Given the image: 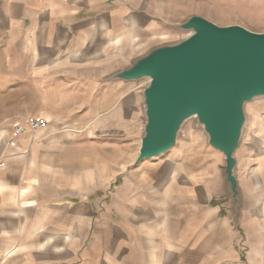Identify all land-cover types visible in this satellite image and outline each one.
Here are the masks:
<instances>
[{
  "label": "crops",
  "instance_id": "0c3cea01",
  "mask_svg": "<svg viewBox=\"0 0 264 264\" xmlns=\"http://www.w3.org/2000/svg\"><path fill=\"white\" fill-rule=\"evenodd\" d=\"M150 6L0 0L5 71L16 56L28 72L1 102L41 104L0 119V264H264L260 134L235 153L238 210L225 156L197 120L169 156L130 168L144 137V88L115 77L168 33ZM28 116L49 123L14 137ZM102 131L114 139L103 144L109 158L96 150Z\"/></svg>",
  "mask_w": 264,
  "mask_h": 264
},
{
  "label": "water",
  "instance_id": "95a60500",
  "mask_svg": "<svg viewBox=\"0 0 264 264\" xmlns=\"http://www.w3.org/2000/svg\"><path fill=\"white\" fill-rule=\"evenodd\" d=\"M187 40L149 51L116 73L125 83L146 81V124L135 164L176 147L183 126L196 119L209 146L225 156L235 210L239 209L235 153L246 124L245 106L264 97V33L243 26H218L200 16L181 25Z\"/></svg>",
  "mask_w": 264,
  "mask_h": 264
},
{
  "label": "rangeland",
  "instance_id": "374dc122",
  "mask_svg": "<svg viewBox=\"0 0 264 264\" xmlns=\"http://www.w3.org/2000/svg\"><path fill=\"white\" fill-rule=\"evenodd\" d=\"M150 7L151 12L153 11V13L159 17V23L166 25L169 28L167 29L168 33L165 34L164 38L161 37V39H158L154 43L155 45L148 49L146 53L155 48H160L163 45H176V43L183 42L184 40L190 38L193 31L183 30L181 25L193 16H200L208 19L220 27L240 25L251 32L264 33V0H151ZM143 55H141V57ZM10 58L12 59V62H10L11 69L7 72L5 71L7 60L5 57L0 55V93L2 94H9L13 91H18V76H25V74L28 73L25 71H17V60H20L21 58L16 56ZM11 63H14L15 67H13ZM22 63H24V61ZM135 84L141 88L147 86L146 81L135 82ZM8 87H11V90H8ZM32 98V96L28 97V99ZM38 106H41V104H36L35 102H27L26 104L19 102L11 105L2 104L0 99V119L3 115H5V113L10 112L11 109L16 113L27 110L29 114L35 115V111ZM141 108L142 111H144V103H142ZM245 115L246 124L244 127L245 131L243 137L246 135L252 136L256 133L260 134L261 138L264 139V97L254 98V101L246 104ZM28 118L33 117L28 116ZM25 119L19 121H24ZM6 124V122L0 121V128H5ZM194 124L196 125V119L191 120L186 126V129L192 127ZM95 126L101 129L100 125ZM103 134L106 133L102 131V135ZM102 135H96L94 137L96 150L101 151L100 153L103 154V156L105 155L109 158L111 153H114V150L111 145L103 146V144L114 139L112 137H108L107 134ZM103 147L105 148L103 149ZM171 153L169 152L164 154L162 157L149 160L147 163L149 164V162H155L163 159ZM116 156L117 155L115 154V157ZM136 159L134 161H129L131 169L141 167L145 162L144 161L137 165L135 164ZM113 184L118 185L119 183L113 182ZM239 251L242 252L241 254L248 253L247 248H243Z\"/></svg>",
  "mask_w": 264,
  "mask_h": 264
},
{
  "label": "built area",
  "instance_id": "2783aa9c",
  "mask_svg": "<svg viewBox=\"0 0 264 264\" xmlns=\"http://www.w3.org/2000/svg\"><path fill=\"white\" fill-rule=\"evenodd\" d=\"M49 123L46 119L27 118L20 123H16L14 126V137H22L27 134L28 131L35 132L41 129ZM15 141L12 139L10 144L12 145Z\"/></svg>",
  "mask_w": 264,
  "mask_h": 264
}]
</instances>
